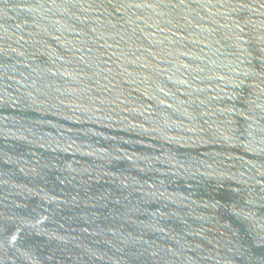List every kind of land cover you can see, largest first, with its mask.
Listing matches in <instances>:
<instances>
[{"label":"water","instance_id":"water-1","mask_svg":"<svg viewBox=\"0 0 264 264\" xmlns=\"http://www.w3.org/2000/svg\"><path fill=\"white\" fill-rule=\"evenodd\" d=\"M0 264H264V0H0Z\"/></svg>","mask_w":264,"mask_h":264}]
</instances>
